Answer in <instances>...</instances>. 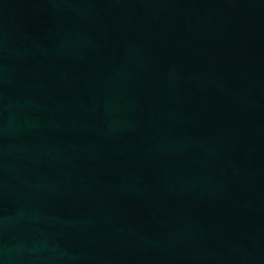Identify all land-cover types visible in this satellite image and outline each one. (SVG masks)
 <instances>
[{"label": "water", "instance_id": "water-1", "mask_svg": "<svg viewBox=\"0 0 264 264\" xmlns=\"http://www.w3.org/2000/svg\"><path fill=\"white\" fill-rule=\"evenodd\" d=\"M0 264H264V0H0Z\"/></svg>", "mask_w": 264, "mask_h": 264}]
</instances>
